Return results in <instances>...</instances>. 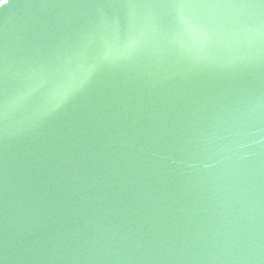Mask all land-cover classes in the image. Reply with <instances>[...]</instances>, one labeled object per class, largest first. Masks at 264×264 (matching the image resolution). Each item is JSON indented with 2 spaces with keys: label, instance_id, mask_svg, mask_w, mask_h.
<instances>
[{
  "label": "water",
  "instance_id": "water-1",
  "mask_svg": "<svg viewBox=\"0 0 264 264\" xmlns=\"http://www.w3.org/2000/svg\"><path fill=\"white\" fill-rule=\"evenodd\" d=\"M107 2L0 4L9 90L105 22L165 15L83 7ZM209 15L237 36L149 44L42 123L0 126V264H264V49L244 33L264 12Z\"/></svg>",
  "mask_w": 264,
  "mask_h": 264
},
{
  "label": "snow or ice",
  "instance_id": "snow-or-ice-1",
  "mask_svg": "<svg viewBox=\"0 0 264 264\" xmlns=\"http://www.w3.org/2000/svg\"><path fill=\"white\" fill-rule=\"evenodd\" d=\"M7 3L8 0H0L2 5ZM83 7L163 10L165 15L162 19L150 17L140 26L130 16L129 27L123 35L118 27L105 22L98 26L99 30L93 28L84 33L70 50L52 52L31 65L11 91L7 56L0 57V67L3 68L0 77V126L5 130L16 112H26V123L30 126L42 123L105 69L119 66L149 44L169 53L195 50L199 54L221 40L235 38L237 33L226 31L225 19L209 13L232 9H260L264 12V0H109ZM244 33L249 45L264 49V20L244 29ZM230 63L235 64L236 61Z\"/></svg>",
  "mask_w": 264,
  "mask_h": 264
}]
</instances>
